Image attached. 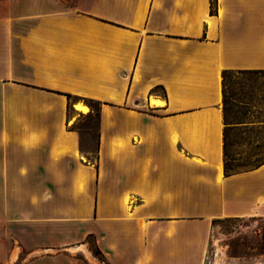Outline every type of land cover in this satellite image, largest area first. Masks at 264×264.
Instances as JSON below:
<instances>
[{
	"label": "crops",
	"instance_id": "1",
	"mask_svg": "<svg viewBox=\"0 0 264 264\" xmlns=\"http://www.w3.org/2000/svg\"><path fill=\"white\" fill-rule=\"evenodd\" d=\"M225 69H264V0H0V264H206L212 220L264 216V164L224 171Z\"/></svg>",
	"mask_w": 264,
	"mask_h": 264
},
{
	"label": "rangeland",
	"instance_id": "2",
	"mask_svg": "<svg viewBox=\"0 0 264 264\" xmlns=\"http://www.w3.org/2000/svg\"><path fill=\"white\" fill-rule=\"evenodd\" d=\"M74 1L58 0L62 7L73 6ZM237 81L235 78L229 81L236 94L230 98L224 119L230 144L229 153L236 158V161H230L233 165L242 163L245 159H254L264 151V146L260 149L248 147L249 140L254 145L262 144L264 140V78L252 79L250 84L253 87L245 88L248 94L246 91H241L236 84ZM89 105L94 110V114L81 118L78 126L84 128L81 146L94 158L96 153L95 113L99 104L90 102ZM251 150L253 151L249 155L247 151ZM238 151H240L239 154H237ZM3 235L6 238V232ZM86 242L87 248L93 254H97L93 237H88ZM73 248L77 251L84 250L82 247ZM34 250L29 252L26 244L8 240V253L2 264H26L32 255L38 256L45 252L41 246H36ZM29 253H31L30 257L27 255ZM206 264H264V216L212 220Z\"/></svg>",
	"mask_w": 264,
	"mask_h": 264
},
{
	"label": "trees",
	"instance_id": "3",
	"mask_svg": "<svg viewBox=\"0 0 264 264\" xmlns=\"http://www.w3.org/2000/svg\"><path fill=\"white\" fill-rule=\"evenodd\" d=\"M222 109L223 115L225 119V111H227V107L230 103V98L235 95V90L230 86V80L232 78L237 79L236 84L241 88V91H246L245 88H252L251 80L254 78H264V69H225L222 71ZM252 86V87H251ZM248 94V91H246ZM245 103V102H243ZM225 123V122H224ZM253 147L260 149L264 146V140L262 144L252 143L250 140L248 142V147ZM230 144L228 142L227 137V127H225L224 131V142H223V162H224V171L225 174H235L239 172L249 171L259 167L264 164V151L261 152L260 155L255 157L254 159H245L242 163L237 165H233L230 163L231 160L236 161V158L232 157L229 153ZM253 150L247 153L251 155ZM240 151L237 152L239 154ZM248 156V155H247Z\"/></svg>",
	"mask_w": 264,
	"mask_h": 264
},
{
	"label": "bare ground",
	"instance_id": "4",
	"mask_svg": "<svg viewBox=\"0 0 264 264\" xmlns=\"http://www.w3.org/2000/svg\"><path fill=\"white\" fill-rule=\"evenodd\" d=\"M78 108L81 109V110L84 111V112L87 110V107H85V106H83V105H80Z\"/></svg>",
	"mask_w": 264,
	"mask_h": 264
}]
</instances>
